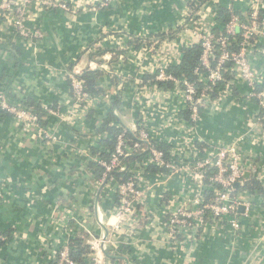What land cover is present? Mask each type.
Instances as JSON below:
<instances>
[{
    "label": "crops",
    "instance_id": "obj_1",
    "mask_svg": "<svg viewBox=\"0 0 264 264\" xmlns=\"http://www.w3.org/2000/svg\"><path fill=\"white\" fill-rule=\"evenodd\" d=\"M51 2L67 9L30 0L24 10L25 28L40 37L17 36L11 19H0V75L10 79L13 96L58 109L43 128L0 120V233L6 239L0 245V264H50L68 239L82 232L89 241L100 242L110 263L264 264V127L257 122L256 103L243 96L245 84L235 75L192 124L182 115L186 106L179 88L141 85L143 76L164 59L179 62V51L193 42L194 32L203 30L191 24L176 32L187 0H112L105 9L100 0ZM215 2L241 12L257 8L264 21V0H209L204 9L212 11ZM207 14L204 25L212 20ZM169 31L173 35L163 41L160 54L145 57V48L129 45L131 38L154 42L155 35ZM259 38L258 47L264 49V37ZM89 48H124L126 54L110 67L102 65L106 74L96 85L103 93L81 103L67 86V68L79 58L77 74L86 66L95 68L84 58ZM249 61L264 71V56L254 52ZM116 98L120 101L112 108ZM110 109L114 125L131 133L144 125L149 137L166 146L181 166L169 178L133 166L145 200L119 232L111 228L115 182L101 188L87 169L88 162L99 158L90 149L101 151V142L110 139L105 132L97 133ZM218 146L236 147L246 167L248 188L236 193L242 203L241 225L237 231L226 223L204 225L196 238L176 248L165 227L167 212L179 204L191 208L202 199L205 186L193 180L190 166L195 156H208Z\"/></svg>",
    "mask_w": 264,
    "mask_h": 264
},
{
    "label": "built area",
    "instance_id": "obj_2",
    "mask_svg": "<svg viewBox=\"0 0 264 264\" xmlns=\"http://www.w3.org/2000/svg\"><path fill=\"white\" fill-rule=\"evenodd\" d=\"M111 1L100 0V7H106ZM208 1L200 0L197 3L199 8L193 15L194 18L198 17V19L193 20V17H191L190 22H186L185 20L190 14L187 8L183 22L180 25L183 27V30H186L191 24L203 28V30L193 33V42L189 44H199L201 48L199 57L201 69L195 70L194 74H196L202 88L198 89L193 82L176 79L167 72L169 66H175L181 62L182 55L180 51L178 55L179 62L174 63L170 59H164L161 65L150 74L155 75L156 81L173 82V85L180 89L186 110L189 111L190 121L194 123L198 120L201 112L207 110L212 105L213 101L220 95L221 90L229 82L224 78L225 72L232 73L233 70H236L234 76L238 75L242 83L247 87V92L243 95L245 100L256 103L259 118L264 120V71L252 66L249 61L250 56L254 52L264 56V49L258 47L259 37H264V21L260 13L261 11L253 7L249 9L248 23H242L238 17L232 16L229 22L223 27V32L218 37H215L212 30L216 27L214 19L215 8L218 2L214 3V9L212 11L209 9L208 11L204 9ZM29 2L30 0H22V2H17L16 0H0V17L11 19L12 31L17 36L40 37L38 31L30 33L23 23L24 10ZM41 2L47 8L58 7L64 10L67 9V6L61 3L53 5L51 0H41ZM207 13H211L209 16L212 17V20L209 24L204 25L205 18L208 16ZM237 29L240 30L241 37L239 50L231 51L229 49L231 44L227 36H234ZM153 44L143 46L146 50L145 57L152 54H160L159 52L163 42L157 49H153ZM217 46L219 48L218 54L216 55L215 47ZM173 63L174 65H172ZM231 64L232 67H228L227 69L226 65L229 66ZM103 68L107 70L106 66H103ZM74 74H77V72H74ZM70 79L73 89L72 97L78 102L85 103L89 96L83 92L81 81L75 79L74 76H71ZM146 84H150V82ZM117 89L119 90V87ZM214 91L216 92V96L212 98L210 94ZM44 108L50 117L57 115L58 109L53 110L48 105H44ZM0 110L10 112L21 127L37 126V117L27 111L12 107L2 91H0ZM134 132H137V135L133 140L128 139L124 132L116 136L114 149L109 160L94 159L104 169L102 178L98 182L101 188H107L109 183L113 182L111 180L106 183L105 178L114 170L124 172L128 169L133 173L131 179L126 183L119 184L116 188L119 199L113 208L112 217L114 223L111 227L116 232L122 231L134 215L138 206L143 205L145 200V191L137 184L133 166L137 167V169H144V171L149 166L158 167L164 170L158 174L164 175L167 178L173 177L181 170L180 163L170 155L169 151V159L164 160L163 153L155 147L158 143L149 137L144 125H139ZM44 136L46 139L54 140V138L47 134H44ZM141 144L146 145L147 148H143V150L147 151L148 154L140 162L133 164L132 168L123 163L122 160L139 150ZM209 167L214 169V174L209 179L213 187L212 199L206 202L202 199H196L191 208H187L185 204L175 205L173 209L167 212L165 227L171 244L176 248L185 244L190 239L196 238L202 232L204 225L210 223H226L234 231H237L241 225L238 211L242 203H240V199L236 196L235 185L243 184L246 167L239 151L234 146H218L208 156H195L190 166L193 180L197 182L202 181ZM105 236L100 239L102 244L106 242L107 236ZM4 240L5 237L0 233V241ZM88 244L92 250L91 261L88 264H112L104 258L99 241H89ZM56 264H74L69 259V250L66 243L58 252Z\"/></svg>",
    "mask_w": 264,
    "mask_h": 264
},
{
    "label": "trees",
    "instance_id": "obj_3",
    "mask_svg": "<svg viewBox=\"0 0 264 264\" xmlns=\"http://www.w3.org/2000/svg\"><path fill=\"white\" fill-rule=\"evenodd\" d=\"M200 0H187L186 7L190 11L189 16L185 19L186 22H190V18L193 17V20L198 19V17L194 18L195 12L198 10V2ZM229 3H234L236 0H226ZM216 5V12H215V19L214 22L216 24V27L213 28L212 32L215 37H218L220 33L223 31V27L229 22L230 18L232 16H236L239 18V20L242 23H248V14L250 13V10H246L245 12H241L238 10H234L232 8L226 7L223 3H217ZM106 7H102V9H105ZM4 18V17H0ZM183 30L182 26H179L176 30V32ZM167 34V35H166ZM173 35L172 31H169L168 33H159L155 35V40L152 42L150 38H142V39H136V38H131L129 41V45H131L135 49H139L140 47H143L144 45L147 44H153V49L159 48L160 44L165 40L168 39ZM230 42V47L229 49L231 51H238L239 50V43L241 42V37H240V30H236V34L234 36H227ZM218 46L215 47V53L216 55L218 54ZM87 52L84 53V58L87 59L88 64L93 63L95 64V68H91L90 66H86L84 69L80 71L78 74H74V71L77 67L78 61L81 60L79 58L77 61L72 63L71 65L68 66V70L70 71V75L66 77L67 81V86L69 87L70 93L72 94V83H71V76H74L75 79L81 81L82 83V90L87 96H95V95H100L103 92L97 87L96 81L103 75H105V71L102 69L103 64H107L109 67L112 65V63L119 61V60H124L125 54H126V49L124 48H115V49H96V50H91L86 49ZM200 52L201 48L199 44H193V45H188L182 47L181 50V62L178 65L175 66H169L167 68V72L171 74L173 77L179 80H186L188 82H193L195 86L198 89L202 88L201 83L198 82L196 74H194L195 70L201 69L200 67ZM105 55H109V59L105 61L103 57ZM227 69L228 67H232L231 65H226ZM236 73V70H233L232 73L225 72L224 78L228 82L233 79L234 74ZM114 84L117 85L118 79L113 78ZM127 81H132L131 78H127ZM147 82H150L151 84H156L159 87L163 88L164 90L169 89L172 85L173 82H159L155 80V75L154 74H145L143 76L141 85H145ZM224 86V84H223ZM0 91L3 92L5 98L9 102V104L14 107L15 109L18 110H24L32 115H35L37 117V126L43 128L44 126L47 125L48 119L50 118V115L46 112L44 105H41L39 102L34 101L31 98H18L13 96L12 91H11V82L10 79L5 80V77L1 74L0 75ZM212 98L216 96V92L214 91L212 94H210ZM119 98H116L115 101L112 103V108H115L118 103H119ZM49 107H51L53 110H57V107L55 104H47ZM184 119H186L190 124V118H189V111L185 110L183 112ZM257 122L261 124L264 127V120L259 118V113L257 114ZM5 119H14V116L8 112L7 110H0V120H5ZM116 123L115 118L112 115V109L107 113L106 117L103 119L101 125L97 129V133H107L108 136H110V139H107L105 141H102L101 144L105 146L103 150H98L91 148L90 152L91 155H96L98 156L101 160L107 161L109 160L113 149L115 145V138L118 134L121 132H124L125 136L128 139H132L137 135V132L131 133L127 132L124 129L118 128L116 125L113 124ZM155 145V144H153ZM155 147L160 150L163 153L164 160L169 159V154L166 146L163 145H155ZM143 148H147L145 144H141V147L139 150H137L135 153H133L131 156H129L126 159H123L122 162L125 163L127 166H130L131 163L133 162H140L144 156H146L148 153L147 151H144ZM87 169L91 171L93 176L96 178V180H100L102 178V174L104 169L96 162V161H90L87 163ZM147 173L150 174H157L160 173L164 170H161L158 167L155 166H149L146 170ZM214 174V169L209 167L206 170V173L204 174V178L202 180L203 186H205V190L202 195V200L203 201H209L212 199L213 196V190H212V184L210 182V177ZM133 177V173L130 170H126L124 172H118L117 170L112 171L110 174L107 175L105 178L106 183L113 180L115 182L116 187L119 184L126 183L129 179ZM245 181L243 182V186L241 188L235 189V193L240 192L242 190H245L248 188L246 187ZM1 185V183H0ZM105 186V185H103ZM256 191H258V188H254ZM119 196H118V191H116L115 195V204L118 202ZM114 204V205H115ZM6 240V239H5ZM4 240V241H5ZM89 240L91 238L87 233H79L75 235L73 238L68 239L66 246L68 247L69 250V259L74 263V264H88L91 261V254L92 250L90 249L89 246ZM4 241H0V245L4 243ZM107 253L109 255H113V252L111 249L107 250ZM57 256L58 253L55 255V259L50 263V264H56L57 263ZM116 260H111L112 263H114ZM117 264H124V262L121 260L116 261ZM115 262V263H116Z\"/></svg>",
    "mask_w": 264,
    "mask_h": 264
},
{
    "label": "water",
    "instance_id": "obj_4",
    "mask_svg": "<svg viewBox=\"0 0 264 264\" xmlns=\"http://www.w3.org/2000/svg\"><path fill=\"white\" fill-rule=\"evenodd\" d=\"M238 186H239V184H236V185H235V188H237ZM106 236H107V235H106ZM106 236H105V237H106ZM103 253H104V255H105L106 257H108V256L105 254L104 251H103Z\"/></svg>",
    "mask_w": 264,
    "mask_h": 264
}]
</instances>
